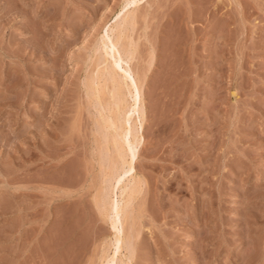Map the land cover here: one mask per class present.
Listing matches in <instances>:
<instances>
[{
	"label": "rangeland",
	"instance_id": "1",
	"mask_svg": "<svg viewBox=\"0 0 264 264\" xmlns=\"http://www.w3.org/2000/svg\"><path fill=\"white\" fill-rule=\"evenodd\" d=\"M123 1L0 0V264H100L109 248L85 85ZM128 10L144 104L131 264H264V0Z\"/></svg>",
	"mask_w": 264,
	"mask_h": 264
},
{
	"label": "bare ground",
	"instance_id": "2",
	"mask_svg": "<svg viewBox=\"0 0 264 264\" xmlns=\"http://www.w3.org/2000/svg\"><path fill=\"white\" fill-rule=\"evenodd\" d=\"M138 1L124 0L118 12L119 15L126 12L123 24L116 22L103 32L94 54L100 50L106 53L96 64V74L85 85L88 99L95 103V113L104 134L101 142L107 154L98 162L101 182L99 191L96 189L99 194L95 202L101 217L110 224L113 237L104 256L100 254V264H111L115 260L119 261L118 264H131L133 258L130 252L132 235L127 226L132 217L133 201L138 198L142 187V180L136 174L135 161L143 138L144 104L142 79L129 64L133 61L135 46L132 39L127 37V31L134 24L136 11H129L128 8ZM125 24L128 28H125ZM124 40L128 42L119 49ZM102 193L104 197L101 200ZM121 249L129 251L126 260L121 256L116 259Z\"/></svg>",
	"mask_w": 264,
	"mask_h": 264
}]
</instances>
